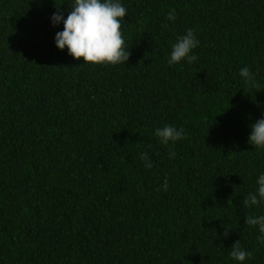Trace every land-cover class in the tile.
Here are the masks:
<instances>
[{"label":"trees","instance_id":"1","mask_svg":"<svg viewBox=\"0 0 264 264\" xmlns=\"http://www.w3.org/2000/svg\"><path fill=\"white\" fill-rule=\"evenodd\" d=\"M68 2L0 0V264H240L236 241L264 264L245 223L264 204L243 206L264 173V0H120L115 66L56 47ZM189 28L197 60L170 66ZM164 125L186 138L162 144Z\"/></svg>","mask_w":264,"mask_h":264},{"label":"clouds","instance_id":"2","mask_svg":"<svg viewBox=\"0 0 264 264\" xmlns=\"http://www.w3.org/2000/svg\"><path fill=\"white\" fill-rule=\"evenodd\" d=\"M69 3V2H68ZM70 4L71 11L67 18H64L60 6L53 13L51 21L53 26L63 22L64 30L55 35L56 47L63 51L66 47L68 54L74 59L83 58L84 63L92 65H110L127 64L131 52L126 39L122 38V24L126 23L127 8L123 6L120 0H72ZM123 18V19H121ZM168 20L176 19L175 9L170 11ZM199 45L194 30L187 29L184 35L177 37L172 44V50L168 64L175 65L183 61L189 64L197 60V56L192 55V51ZM239 75L244 79V83L252 88H259L260 85L255 82V77L247 67L240 70ZM251 132L248 143L257 149H264V119H259L250 125ZM156 137L164 145L175 144L177 141L185 139L184 131L171 125H164L155 131ZM176 153L169 152V158L174 159ZM140 157L145 161V167L151 168L152 163L148 154L141 153ZM258 189L255 192H249L243 200L244 207L260 206L264 204V173L258 178ZM168 183L165 179L162 189L167 190ZM160 190V189H158ZM245 223L252 227L259 228L261 239L264 241V215L247 216ZM227 236V229L224 233ZM230 256L235 261L243 262L250 259L252 254L241 247L240 241H236L231 246Z\"/></svg>","mask_w":264,"mask_h":264}]
</instances>
